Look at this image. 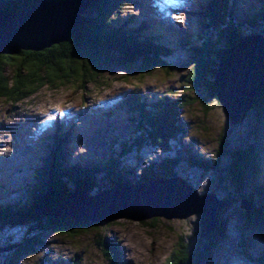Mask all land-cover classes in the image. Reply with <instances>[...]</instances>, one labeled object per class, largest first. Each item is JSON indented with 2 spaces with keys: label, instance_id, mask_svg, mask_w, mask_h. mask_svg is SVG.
Masks as SVG:
<instances>
[{
  "label": "rangeland",
  "instance_id": "rangeland-1",
  "mask_svg": "<svg viewBox=\"0 0 264 264\" xmlns=\"http://www.w3.org/2000/svg\"><path fill=\"white\" fill-rule=\"evenodd\" d=\"M117 1L121 4L122 23L141 26L150 36L159 34L165 44L176 47L173 56L165 60L167 70L155 68L150 74H140L138 64L127 66L119 62L115 52L102 53L103 60L110 57L114 62L109 67L105 65L106 71L97 78L90 74L84 79L82 75H71L66 81L54 78L22 103L0 99V207L26 202L31 187L38 182L37 176L41 179L43 170L51 162L49 158L59 139L63 140V158L56 160L66 170L90 171L97 163L119 157L118 170L133 175L134 183L151 164L171 159L173 172L196 187L197 194L211 193L227 202L219 212L223 219L222 231L213 240L209 257L200 264H251L252 258L264 259V221L252 223V216L248 217L253 211L264 209V119H258L252 108L242 122L231 126L223 108L208 97L205 89L194 88L186 82L207 42L214 43V50H223L222 31L228 26L227 21L224 24L227 26L214 25L215 29L209 19L199 14L200 7L212 0ZM228 2L231 11L227 17L243 29L239 32L241 38L264 30L261 19L259 25L254 23L255 29L249 26L256 13L262 14V0ZM107 16L105 12L103 17ZM5 75L13 76L7 68ZM163 96L194 102L182 110L183 131L171 141L169 152L151 147L148 141L136 144V140L139 142V138L147 136L141 137L138 131L139 125L135 123L138 115L130 100L136 98L149 104ZM221 140L226 141V151L220 160L221 174L216 177L214 172L204 171L193 162L212 163ZM234 152L240 153L248 164L240 167L239 188L235 183H228L231 176L227 171L235 170V165L229 169ZM93 179L95 189L88 193L89 197H96L109 186L100 175H94ZM77 186L69 183L68 189L72 192ZM49 195L44 201L56 199L59 193ZM246 200L253 205L249 214L241 208ZM171 203L175 204L174 200ZM173 210L179 213L176 207ZM42 218L47 221L49 217ZM200 220V215L173 220L160 217L145 222L117 220L92 223L91 227L67 225L63 231H56V225L52 231L45 227L2 224L0 264H12L14 258L16 264H165L178 242L188 241L193 248L202 246L199 245ZM32 239L36 241L34 250L25 254L16 252L20 244ZM101 243L106 249L99 246ZM106 251L112 255L114 251L119 252L118 257H113L116 260H108Z\"/></svg>",
  "mask_w": 264,
  "mask_h": 264
},
{
  "label": "trees",
  "instance_id": "trees-1",
  "mask_svg": "<svg viewBox=\"0 0 264 264\" xmlns=\"http://www.w3.org/2000/svg\"><path fill=\"white\" fill-rule=\"evenodd\" d=\"M35 1L37 0H0V16L6 13H20L29 8ZM263 2L264 0H262L261 6L264 7ZM120 6L121 4L117 0H96L90 7L91 13L83 16L82 25L71 30L67 42L40 53L22 52L20 55L13 57L0 56V99L12 104L22 103L51 83L54 78L66 81V78H70L71 75H82L84 79L88 74L97 78L106 71L105 65L109 67L114 62L110 57L103 60L101 57L102 53L110 55V52H115L119 62L127 66L138 64L140 68L137 73L140 74H150L155 68L167 70L165 60L173 56L176 47L165 44L159 34L150 36L145 31L146 29L141 26L131 27L127 21L122 23L119 18ZM230 9L228 0H212L210 4L200 7L199 14H202L212 22L211 27L215 28V25L224 28L227 26L224 25L225 21H227L228 26L222 31L224 37L221 39L224 40V48L218 52L213 48L214 43L207 42L202 48L200 60L197 61V64L186 78V82L192 87L205 89L208 97L215 101L217 106L219 104L214 88V77L217 73V67L226 59L228 49L237 45L241 40L239 33L241 28L227 17L230 14ZM105 12L108 14L107 18L103 17ZM232 17L230 16V18ZM251 19L253 23L249 26L252 28L255 29V22L257 25L260 24V19L263 23L261 25L264 27V9L262 14L256 13V16ZM120 22L122 23L121 26ZM248 29L251 30V28ZM255 33L264 36V30ZM205 59L206 62L203 64ZM6 68L11 70L13 76L7 77L5 75ZM130 100L134 104V113L138 115V119L135 121L139 125L138 131L142 133L141 137L147 136L139 138V142L136 140V144L140 145L143 141H148L151 147L163 152H169V144L177 136L181 135L183 131L180 125L181 112L194 102L185 98L174 99L170 96L153 99L149 101V104L138 102L136 98H130ZM128 102L129 99L127 104H129ZM253 111L259 117L258 119H264V88L261 96L253 106ZM62 143L63 140H56V150L49 158L51 162L43 170L42 178L40 179L37 176L38 182L31 187L32 189L27 194L26 202L23 205L0 207V225H29L30 228L33 226L45 227V229L52 231L54 230V225L58 228L56 231H61L67 225L91 227L94 226L92 223H76L70 220L61 221L54 218H48L47 221L49 222H47L42 217H36V212L43 207L57 209L63 206L71 193L68 189L69 183H76L78 185L77 189L85 190L87 193L93 191L95 189L93 188L95 185L94 175H100L103 181H106V185H112V183L116 185L119 180L121 184H136L132 182L135 178L128 171L120 172L118 170L119 157H112L106 162L97 163L95 168L90 171L66 170L61 162L56 160V158H63ZM126 144L124 143V145ZM225 147L226 141L221 140L219 151L212 163H203L204 161L193 163L204 171L214 172L216 177H218L221 174L220 160L225 154ZM230 162L232 164L229 169L232 165H235V170L232 173L230 170L227 171V175L231 176L228 183H235L236 187L239 188V184L240 186L242 184L241 179H238L240 167L245 168L248 166L247 159H242L240 153L237 155L234 152ZM173 164L174 161L171 159H166L158 164H151L145 169L146 172L142 173L137 183H148L160 177L178 176L173 172ZM157 168L161 170L158 171ZM237 173L238 176H235ZM115 178L116 180H114ZM103 183L101 182V185L105 186ZM220 185L222 184L220 183ZM110 188V186L107 187V189ZM193 188L197 191L196 187ZM48 190H50L48 192L50 195L55 196L56 193H59V195L54 200L44 201L48 195ZM97 190L99 192V187ZM260 194L257 195L260 196ZM249 198L251 199V197ZM256 211L258 212L253 211V214L248 215V217L252 216L250 219L253 218L250 222L262 223L264 221V209ZM220 231L222 230L219 229L217 232L203 238H200V231L199 245L202 246L199 248H193L188 241L178 242L166 259L165 264H200L209 257L210 248H213L212 242L220 235ZM33 239L25 240L16 249V252L25 254L34 250L36 241ZM99 246L106 249L105 244L101 243ZM105 253L107 259L112 261L114 255L118 257L119 252L114 251V255L107 251ZM12 261V264L17 263L15 258ZM251 261L264 264V259L255 260L252 258Z\"/></svg>",
  "mask_w": 264,
  "mask_h": 264
},
{
  "label": "water",
  "instance_id": "water-1",
  "mask_svg": "<svg viewBox=\"0 0 264 264\" xmlns=\"http://www.w3.org/2000/svg\"><path fill=\"white\" fill-rule=\"evenodd\" d=\"M95 1L37 0L20 13H6L0 17V56L40 53L67 42L71 30L82 25L83 16ZM214 88L218 104L230 125H238L264 88L263 35L244 36L228 49L226 59L217 67ZM109 186L110 190L106 189L96 197H89L85 190L75 188L63 206L40 209L36 216L76 223H108L117 220L142 222L160 217L187 219L200 215L201 238L222 227L219 212L227 202L214 194L200 196L181 176ZM172 200L175 204L171 203ZM173 205L179 210L178 214ZM69 207L74 208L65 210ZM241 208L249 214L253 205L246 200Z\"/></svg>",
  "mask_w": 264,
  "mask_h": 264
},
{
  "label": "bare ground",
  "instance_id": "bare-ground-1",
  "mask_svg": "<svg viewBox=\"0 0 264 264\" xmlns=\"http://www.w3.org/2000/svg\"><path fill=\"white\" fill-rule=\"evenodd\" d=\"M34 3V2H33ZM4 16V15H3ZM0 17H2V16H0ZM255 35H257V34H255ZM261 35V34H260ZM133 181V180H132ZM124 182V181H123ZM137 182V181H136ZM116 184L117 185H120L121 183L120 182H116ZM137 184V183H136ZM111 189V188H110ZM110 189H108V190H110Z\"/></svg>",
  "mask_w": 264,
  "mask_h": 264
}]
</instances>
